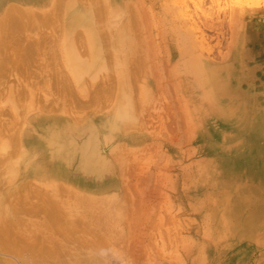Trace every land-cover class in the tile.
<instances>
[{"label":"bare ground","instance_id":"bare-ground-1","mask_svg":"<svg viewBox=\"0 0 264 264\" xmlns=\"http://www.w3.org/2000/svg\"><path fill=\"white\" fill-rule=\"evenodd\" d=\"M102 1L103 0H94L92 19L90 17V12L76 5L73 0H69L65 8L66 13L65 19L63 20V35H60L61 37L59 36V38H61V42H59L61 48L58 50L59 52L61 51V56H64L65 61L69 66L71 65L70 68H72L76 75L70 80H73V82L81 88L84 82L81 81L80 78L83 73H87L89 80L87 83L95 85V87L91 85L89 93H87V100L85 102H80L79 100H75L78 93L76 94L75 90H70L71 87L69 88V85H73V82L71 83V81L69 82V80H66L68 75L67 77L64 76V71L59 67L53 66L54 69L51 67V61H54V57L55 59L57 58L56 55L53 56L55 51L51 50L52 47L41 49L39 43H36L35 46L32 45L34 42L38 41H27L17 36L18 34H14L15 30L12 28L19 25L22 21V18H20L21 16L17 15L16 5H14L18 3L19 0H0V53L4 52L5 54L4 58H0L1 86L7 77L10 79L9 75L14 74H11V72L21 69L20 66L25 65L26 62H30L35 58V55L39 54L38 57H40L41 54L39 52H41L43 54L40 58L43 57L45 59L43 61H47L48 64L44 65V63L42 65L44 68H42L38 74L41 76V73L46 71L45 74L48 75L47 70L49 68L48 72H54V75L51 73L54 77L58 76L57 72L60 73L62 71V76H60L59 79L57 77L55 81H53L52 78L50 80L49 77H52L50 74L49 77L44 75L47 79L49 78L47 84H53L54 82L55 86H57L61 82V85H59L60 87H58L56 91H58L57 93H62L63 97L60 96L62 99L66 102L71 100L73 102V105L71 102L73 107H84L87 105L90 107L93 103L97 105L96 108H103L107 105H112L111 107L113 108L111 111L106 112L102 118L95 121L90 120L85 125L78 126L73 123L70 120L71 118H68L66 114L46 116L37 112V110L34 109L35 107H32L31 110L33 109V111L35 110L37 113H32L30 116L28 115L29 118L24 121V126L21 127L19 131L16 129L13 130L15 132L11 131V133H9V130L12 129L13 125H11V128L9 126V132L5 131V133L4 129L8 127V124L6 125L7 122L5 123L0 119V137L2 134L5 137L8 136V139L6 138L0 147V163L7 165V172L3 171L4 175H1V169L0 175L1 178L6 176L7 182L9 184L11 183V185L8 184L10 187H5L6 190L2 189L1 192L0 189V247L1 250L10 252L9 254L11 256L18 257L21 264L32 262L33 264H92L93 234L96 235L100 233L97 235L98 241L105 240L109 237L120 239L123 236L121 235L122 230L125 227L124 225L128 223H124L123 228L119 226L120 229H116L115 226L117 224L119 225L118 221L124 218V212L127 210H124L126 207L125 205H128V202H130H127L126 199L130 194H123L124 196L126 195L124 199L127 203L125 205L123 204L124 207L117 206L115 203L117 204V192L121 187V175H124V173L128 176L132 175L131 171H128V168L126 169L127 159L129 160L130 158L127 157L124 152L127 149L126 144L131 141L134 136L140 134L136 129L134 131H127L130 126L129 119L132 112H136L135 115L138 112V114H140L139 116L142 115L143 117L147 116V118H153L156 112L155 107L160 105H157L156 102H164L163 100L157 99H160L162 96L163 99L169 96V100L167 98L164 100L170 102L172 99V101L175 102L169 103L165 101L166 103H163L164 107L160 102V106L163 107L161 110L169 116L176 110L178 111V116L180 112L192 116L193 124L199 126L201 136L204 140V147L208 149L210 161L211 159H215L216 156L219 158L221 156L219 153H222L224 149V138L226 134L222 131L223 127L221 128L215 125L216 120H219V118H227L231 121L236 118L241 119L246 117L250 109L248 105H243L241 103V98L244 97L240 98L239 95H237V93H241L242 90L237 87L238 85L236 83L232 86H226L218 81L220 72L229 69L232 63L227 61L224 64L225 67H217L212 65L208 58L205 59L203 55V53H205L204 50L214 36L204 31H211L212 33L214 32L215 37L219 36L220 30H223L222 28H224V26L233 28V22H237L238 19L242 20L244 16L242 13L245 10L258 8L261 7V5L264 6V0H183V2L186 3L184 5H191L194 10H196L197 7H202V14H199L197 11L199 16L196 17L191 14L180 12L178 18H174L171 13L167 11L169 9L168 7L161 6L160 9H152L153 7H151V4H147V6L144 4L145 2L141 0H136L135 3L132 2L133 0H110L109 3ZM152 1L154 3V0ZM50 3L53 4L54 0H47L43 4V7L46 8ZM222 3L228 5L229 8H221L220 5H223ZM105 4L108 5L106 9L103 6ZM121 6L124 8L128 7L127 11L123 13L124 8ZM215 6H217L216 10ZM24 7L23 14L29 15L35 10L34 8H37V5L34 0H25ZM225 9L228 11L230 9L228 15L230 16V20L231 18L232 20L234 19L232 22L233 25L229 19H226L227 13ZM54 11H56V8ZM254 13H256V10ZM105 15L110 17V25L113 22L117 24L120 22L118 26H120L121 29L119 35L111 39L109 52L107 53L108 50L105 52L107 57L108 55L109 57L112 55L110 62H107V64H109V67L107 66V71L111 70L110 72L112 73H104V76H107L105 78H103L104 76L102 77V82L98 81L95 83L92 79L96 76L95 72H97V65L95 64L99 61L100 57V52L96 50L98 44L96 45L95 42L99 41V37L95 33H98V28H100V26L103 27L99 25V22L104 21L101 20V18L103 19V16L105 18ZM44 18L48 19L49 16H45ZM91 20L93 24H91ZM244 21L246 25L250 24V21H248L246 17H244ZM157 22L165 24H161V28H158L159 31L155 32L154 30L156 27L154 26L157 25ZM117 24H113L112 27L117 28L118 26H115ZM76 26L84 29L88 35V41H90L91 47L89 49L90 61L88 62L76 56L77 51H75L74 42L80 40L78 37H76L75 40V36L72 33ZM128 27L130 29H128ZM235 27L236 26H234L233 31L235 29L239 31ZM139 29L143 31L141 32ZM113 30L115 32V29ZM113 30H110L111 33L107 30L110 36H112ZM236 30L234 32L235 34ZM140 32L141 35H139ZM146 32H148L147 36ZM230 32H232V29ZM245 33L249 38H254V33H251V31L248 33L246 30ZM114 35L115 33H113V36ZM236 35H231V38L232 36L235 38ZM56 39L58 40V38ZM217 41L219 40L217 39ZM234 41L231 42V44L234 43ZM224 42L226 41L224 40ZM161 43H164V47H162L163 50L159 48V52L161 53V56H159V54H157V45ZM78 44L80 45V43ZM216 44L208 46L206 50L212 53V51H214V45ZM92 45L95 50L92 49ZM230 46L232 47V45ZM228 49L231 50V48ZM118 50H128V53H126L127 51L125 52L126 54L122 53L123 55L118 53V55H122L120 57L116 55ZM138 52L143 53L138 54ZM163 52L165 53L163 54ZM14 54H17V56H13ZM214 54H216V52ZM120 58L121 61H118ZM142 59L147 63L144 64ZM20 62L21 64L19 66ZM126 63H129V65L127 66ZM55 68L58 70H55ZM247 69L248 74H251L252 68L248 67ZM235 70L240 73L245 70V67L241 65L240 69L235 68ZM17 73L18 72H16V75ZM18 77V80L22 79ZM99 79H101V76L97 80ZM18 80L16 82H18ZM38 81L35 80L32 84L34 85L35 82ZM22 82V80L21 82L19 81V89L16 87V96H12L13 94H11L12 97L10 96L11 98L14 97V100L17 98L20 101L22 94L24 95L28 92L25 87L28 88L29 86L24 87L23 84V87L20 88ZM31 82H26L28 83L26 85H29V83L31 85ZM37 84L39 83H36L34 86H37ZM2 89H4V87L1 88L0 92L4 91ZM72 91L75 95L71 93ZM30 92L31 89L28 93ZM34 93H36V90ZM70 93L73 97H71L72 95ZM67 95H71L70 98ZM1 96L2 94L0 97ZM10 97H8V99H10ZM23 97L25 98L27 96L24 95ZM31 97L32 94L27 98L30 99ZM38 97L39 96L36 94L35 98ZM172 97L177 101L173 100ZM224 97H226L228 102L223 104L220 101H222ZM1 98L0 101L3 99ZM51 99L52 98H50V100ZM144 99H148L149 102L143 105L142 102ZM153 99H156V102L154 100L157 105L155 107L153 103H151ZM33 100L35 101V99ZM34 101L31 100L33 105H38L40 102L39 100V102L37 101L38 103H33ZM47 102L45 105L41 102V104L44 105V107L41 108L43 110H45V108L53 109L54 105L51 103H49L51 106L47 105ZM59 102L62 103V101ZM66 102L62 104H66ZM47 106L52 108H48ZM5 108L7 109V107ZM157 110L159 109L157 108ZM156 114L158 113H155V115ZM155 115L154 118H156ZM164 115L162 114V116ZM168 115H165V117ZM255 115L256 116L251 119L253 122L250 125V129L254 131V137H256L257 134H264V118L259 113H255ZM211 119L212 122L210 121ZM169 120L167 119V121ZM172 120L169 121L170 124L175 121L173 116ZM144 121H147L146 118H144ZM149 122L151 121L146 123L149 124ZM142 124L141 129L143 126ZM163 124L164 122L162 126L165 127ZM132 128L130 127V129ZM166 129L168 130V128ZM4 133L9 134L4 135ZM141 133H143V131H141ZM109 139L110 142L111 139L116 140L117 144L114 145V147L112 146L113 148L110 154H105L102 149L97 146V142L109 141ZM133 143L135 145H137L136 143H138V145L140 144L139 142ZM258 145V143L252 144L248 151L245 150L242 154L238 155V157L231 155L230 157L233 156V165H229L226 171L221 169L214 179V182L219 184L222 190L221 194H219L220 196L215 200L218 208L216 207L217 209L215 211L213 210L211 215L215 219L217 225L223 226L225 232L234 227L233 225L225 224L223 222L225 218L231 214L239 213L243 203L246 205L248 202H251L249 199L250 196L248 197L249 194H246L249 191L241 193L240 190H242V188H240V185L242 184L241 181L249 176V172L252 168L255 169L256 167L261 168L264 166V144L263 147H259ZM209 154H211V156H209ZM0 168H2V166ZM129 168L131 169V167ZM137 170L139 172L141 167L140 170L139 168L136 169V171ZM143 171L145 172V170ZM140 173L142 172L140 171L139 174ZM224 174L230 177H224ZM136 175L137 174H135V176ZM132 176H134V174ZM125 177L126 176L122 178L125 179ZM136 177H139V175ZM32 179L37 183L32 181ZM223 179H225V184ZM125 182L127 186L131 184L127 178L122 184V187H126ZM239 193H241V196L234 198L233 203H231V196ZM121 196L122 194L119 196L118 200ZM10 198L13 200H10ZM131 203L132 202L128 205H131L129 209L133 207ZM130 210H128L127 213H129ZM23 212L32 218L33 216H37L39 219L37 220V218L34 217L33 220L28 217L29 220L20 222L15 215L16 213L20 214ZM247 222H250V220H247ZM21 224L24 225L25 235L18 231ZM112 226L114 228H112ZM63 240H69L74 244V250L71 253L68 254L66 252V244ZM80 246L88 247L89 251L85 254H81L79 250ZM4 255L8 256L7 253H4ZM78 257H82L83 259L78 262L76 260ZM6 264L14 263L11 260H6Z\"/></svg>","mask_w":264,"mask_h":264},{"label":"rangeland","instance_id":"rangeland-1","mask_svg":"<svg viewBox=\"0 0 264 264\" xmlns=\"http://www.w3.org/2000/svg\"><path fill=\"white\" fill-rule=\"evenodd\" d=\"M46 1L47 0H34V2H36L37 8H34L35 10H33V12H31V14L29 15L23 14V10L25 8V0H19V2L15 4L13 3L14 5H16L15 7L17 9V15L21 16L20 18H22V21L19 25L14 27L15 29H12L15 30L14 34H18L17 36L27 41H38L34 42L32 44L33 46H35L36 43H39L41 45V49L52 47L51 50L55 51L53 53V56L56 55L57 58L55 59L54 57V61H51L53 63H51V67L53 68L54 66L61 68L64 71V76L67 77L68 75L67 78L70 77L69 79L66 78V80H69V82L71 81L72 83L73 80L70 79H73L72 77L76 75L74 74L72 68H70L71 65L69 66V64L65 61L64 56H61V51L59 52L58 50L59 48H61L59 44V42H61V38H59V36L63 35V20L65 19L66 13L65 8L69 0H54L53 4L50 3L46 8H44L43 4ZM73 1L76 5L83 8L85 11H89L90 17L92 19L94 0ZM103 1L109 3L110 0ZM141 1H144V4L146 5L151 4V7H153L152 9H160L161 6L168 7L169 9L167 11H169L174 18H178L180 16V12L191 14L196 17L199 16L198 13L202 14V7H197V9L194 10L193 6L184 5L186 3H184L183 0H179L180 3L178 0H154V3L152 0ZM132 2L135 3L136 0H133ZM224 5L225 4L220 5V7L229 8L228 5ZM103 6L105 9L108 7V5L106 4ZM55 8L56 11H54ZM216 8L217 6H215V10ZM127 9L128 7L124 8L123 13L126 12ZM250 9L251 10H245L242 13L244 15L243 19H238V23L236 21L233 22L234 19L232 20V18L230 20V16L228 15L230 9L229 11L225 9L227 13L226 19H229L231 24L233 22L234 26H236L235 28H237L239 31L235 29L237 34L236 35L234 33L235 30L233 31L234 26H232L233 28L224 26V28L226 27V30L222 28L223 30H220L219 36H217L219 38H217L215 37L214 32L212 33L211 31L208 32L207 30H205V33H210L214 36L213 39H211L212 41H209L206 49H208V46L216 43L217 44L214 45L215 47L213 48L214 51H212V53H209V50L206 49L204 50L206 54L203 53L205 59L208 58L209 62H211L214 66L225 67L224 64L227 61L232 63L229 69L220 72L218 81L221 82L222 85L226 86H232L236 83L238 85L237 87L242 90L241 93H237V95H239L240 98L244 97L241 98V103L243 105H248L250 108L249 112H247L246 114V117L241 119L236 118L237 120L232 119V121L227 118H219V120H216L215 125L221 128L223 127L222 131L226 134L224 138V149L222 153H219V155H221L219 158H217L218 156H216L215 159H211L209 161L210 158L208 157V149L204 147V140L201 136L199 126L193 124L194 122L192 121V116L190 114L185 115L182 112H180L178 116V111L176 110L177 112L175 111L174 113H171L170 117L168 114L163 112V110H161L164 107L163 103L165 104L166 102H169V96L164 97V99L167 98L168 100H164L163 96L160 97V99H157L164 101H160L163 107L160 106V102H156V99H153L151 101L154 107L160 104V108L159 106L155 107V113L158 114L155 115L154 113L156 118H154L153 115V122L152 117L151 119L150 117L147 118V116H139L140 114H138V112L136 115V112H132L131 115L129 114L130 126L128 125L129 129H127V131H134L136 129L138 133L140 132V134L134 136L133 139H131V141L127 142L126 144L127 149L124 152L126 153L127 157H130L129 160L127 159L126 169L128 168L127 170L131 171L132 175L134 174L135 176V174H137L139 175V177H136V175L133 179L134 176L132 175L128 176L125 173L124 175H121L122 177L126 176L125 179L128 178L129 182L131 180L132 181L128 186L126 181V187L124 186L125 184L123 185L124 187H122L125 179L120 177L121 187L120 190H118L117 194L118 198L121 194L122 196L119 200L117 198V204L115 203V205L123 206V204H127L126 201H130L132 202L131 204L133 205V207L130 208L131 210L129 209V207H131V205L128 206L130 202H128V205H125L126 207L128 206L124 209H127L124 212L123 216L125 219L123 218L119 220V225L117 224L115 226L116 229H120L119 226H121L122 228L125 226L123 230L121 228V235L123 236L120 239H113L109 237L105 240L98 241L97 235L100 233L92 235V264H264V166L261 168L256 167L255 169L252 168L249 172V176L241 181L242 184L240 185V188H242V190L240 191L241 193L249 191L246 194H249L248 197L250 196L249 199L251 202H248L246 205L245 203H243L239 213L231 214L225 218V220L223 221L225 224L234 226L233 228H230L226 231L228 233L225 232L223 226H219L215 223L216 221L211 215L212 211H215L218 208L215 200L220 196L219 194H221L222 190L220 185L214 182V179L217 177L220 170L223 169L224 171H226L229 168L228 166L233 165L234 163L232 157L234 155L235 157H238V155L242 154V152H244L245 150L248 151L252 144L258 143L259 147H263L264 144V134H262L263 136L257 134V136L254 137V131L253 129H250V125L253 122L251 119L256 116L255 113H259L264 118V6L261 5V7ZM255 10L256 13H254ZM45 16H49V18L45 19ZM107 16L105 15V18L104 16L103 19L101 18V20L104 21L99 22V25H102L103 27L100 26V28H98V33H95L99 37V41H95L96 45L98 44L96 50L100 52L99 61L95 64L97 65V72H95L96 76L94 79H92L95 83L98 81L102 82V77L105 74L112 73L110 72L111 70L107 71L109 67V64H107V62H110L112 55H110V57L108 55V59L105 52L107 50V53L109 52L111 39H113V37L116 38L119 35L121 29L120 26H118L120 22L118 24L113 22L110 25V17ZM244 17H246L248 21H250V24L246 25ZM91 24H93L92 20ZM113 24H117L115 26L118 27H112ZM161 24L165 23L157 22V25L154 26L156 27V29L154 30L155 32L159 31L162 26ZM111 28L115 29V32ZM106 29L109 32L110 30H113L111 34L112 36L109 35L111 32L109 33ZM128 29L130 28L128 27ZM231 29L232 32H230ZM246 30L248 31V33L250 31L251 33H254L253 39L246 36ZM140 31L142 32L143 30L141 29ZM141 32L139 35H141ZM72 33L75 36V40L76 37L80 39H77L78 41L75 42L73 41L75 43V51H77L76 56L83 61H90L89 49L91 47L90 41H88L87 33L79 26H76L73 29ZM113 33H115L114 36ZM147 34L148 32H146V36ZM231 35L236 36L235 38L234 36H232L231 38ZM56 38H58V40ZM217 39L219 41H217ZM223 39L226 42H224ZM220 41L222 44H219ZM230 41H234V43L231 44ZM78 43H80V45ZM230 45H232V47ZM157 47V54L161 56L159 48L163 50L162 47H164V43H161L160 45L158 44ZM228 48H231V50ZM92 49L95 50V48H93V45ZM219 51L221 52V54ZM125 52L128 53V50H118L116 52V55L120 56V54H124ZM215 52L216 54H214ZM1 53L0 58H4V52L2 53V55ZM39 53L42 56L43 53ZM118 53L120 54L118 55ZM140 53L138 52V54ZM164 53L165 52H163V54ZM38 55H35V58L33 57L34 59H32L30 62H26L25 65L20 66V62L19 66L21 67V69H17V71L14 70V72H11V74H14L9 75L10 79L9 77H7L8 79H5L2 86L0 85L1 88L4 87V89H2L4 91H1L2 93L0 92V95L2 94L1 97L3 98L2 99L0 97L2 99V101H0V119H2L5 123L7 122L6 125L8 124V127L6 126L7 128L4 129V132L8 131L12 127L11 125H13V127L9 130L10 132L8 131L9 133L16 129L19 131V129L24 126V121H26V119H28L32 113L34 114L40 112L46 116L66 114L68 118H71L70 120L73 123L78 126H82L90 120L95 121L102 118L106 112L113 109L111 107L112 105H107L103 108H96L97 105L93 103L90 107H88V105L84 107L80 106L81 108L79 106L73 107V102L70 99L69 102H66L61 98L63 97L62 93L60 91V93H57L58 91H56V89L60 87L59 85H61V82L57 86H55L54 82L53 84L48 83L52 85L47 84L49 78L50 80L52 78L53 81H55L57 77L59 79V77L62 76V71L60 70V73L56 71L58 73V76L53 77L54 72H51L53 74L51 75V73L48 72V68V75L45 74V71L41 73V76H43L41 77L38 73H40L42 68H44L42 65L44 63V65H47L48 63L47 61L44 62L43 60L45 59L43 57L40 58L41 56L38 57ZM13 56L16 57L17 54H14ZM118 61H121V58ZM142 62H144L143 59ZM146 63L147 62H144V64ZM126 65L128 66L129 63H126ZM241 65L242 67H245V70L240 73L236 72L235 68L240 69ZM248 67L252 68L251 74H248ZM55 70L58 69L55 68ZM16 72H18L17 75ZM49 74L52 77H49ZM44 75L48 76L49 78L47 79ZM100 76L101 79L97 80L98 78H100ZM106 76H104L103 78H105ZM17 77L22 78L21 80L23 82L25 81L24 83H21L20 88H22L24 84V87L29 86L28 88L25 87L28 92L31 89L30 93L26 91L29 96L27 95V93L24 94L27 97H30V94H32V97L30 99L27 97H25V99L23 97V94L22 98H20V101L16 97L15 98L18 101L16 99L14 100V97L11 98L12 96H16L15 93L17 92V88L19 89L18 84L19 81L21 82V80H18ZM38 79L40 82L38 81ZM17 80L18 82H16ZM32 80L38 81L35 82L34 85H36V83H39L37 84V86H41H34L32 84ZM80 80L84 82V88H80L79 86H77V84H75V82H73V85L70 84L69 88L71 87L70 90L73 89L75 90L76 94L78 93V96H76L78 99L74 97L75 100L85 102L87 100V93H89L91 85L92 87H95V85L92 83L91 85L87 83L89 81L87 73H83ZM26 82H31V85L30 83L29 85H26L28 84ZM79 89L84 90L82 91ZM35 90L36 93H34ZM71 93H73V91ZM11 94L13 95L11 96ZM36 94L37 96H39L38 98H35ZM73 94L75 95V93ZM71 95L67 96L70 98ZM8 97H10L13 102L12 100L8 99ZM59 97L61 100L59 99ZM71 97H73V95ZM50 98L52 99L50 100ZM224 98L222 99V101H220L223 104L228 102L226 97ZM33 99H35V101ZM31 100L34 101L33 103H36L37 101L39 102V100L40 102H37L38 105L35 104L37 105L35 106L31 103ZM154 100L157 105L155 104ZM173 100L176 99L173 98ZM44 101L48 103L47 105H54V108H45V110H43L42 108L46 103ZM59 101H62V103L66 102V104L69 103L70 105H66L65 103L62 104ZM171 101L172 99L169 103L175 102ZM41 102L44 105L41 104ZM55 102H59L60 104ZM148 102V99H144L142 103L144 105ZM5 107H7V109ZM32 107H35L34 109L37 110V112L35 110L33 111V109L31 110ZM157 108L160 110V113ZM161 113L163 115L164 113L165 115H168L166 116L167 118L165 117V115L162 116ZM172 116L174 117L175 121L171 122L170 124L169 121L172 120ZM144 118H146V122H151H149V124L146 123L144 121ZM167 119L170 120L167 121ZM210 121L212 122V119ZM163 122V125L165 127L162 126ZM141 124L143 125L142 129ZM130 127L135 128L130 129ZM166 128H168V130ZM140 129L141 131H143V133H141ZM169 130H172L173 133ZM5 133L4 135L9 134ZM7 137L3 136V134L1 135L0 147L2 145V142ZM111 142L110 139L109 141H99L97 142V146L101 148L105 154H110L114 145L117 144L116 140L111 139ZM133 142H139L140 144L138 145V143H136L137 145H135ZM231 155L233 156L230 157ZM209 156H211V154H209ZM3 165V163H0V167L2 166V168H0V171L2 169L1 175H4L3 171L7 170V165H4V168ZM129 167H131V169ZM138 168L142 173L139 174L140 171H136V169ZM133 170L136 173H134ZM143 170H145V172ZM224 177L229 178L230 176H226V174H224ZM0 180V189L2 192V189L6 190L5 187L8 188L11 183L9 184L7 182L8 180L6 179V176L4 178L2 177ZM32 181L35 180L32 179ZM223 182L224 184L226 183L225 179H223ZM241 193L233 195L234 197L231 196V203H233L234 198L240 197ZM123 194H130L129 197H127L128 200L126 199L125 201L124 197H126V195L124 196ZM10 200L13 199L10 198ZM128 210H130L129 213H127ZM17 214L19 213H16L15 216H17L16 218L18 221L25 222L26 220H29L28 217L30 216L25 214L24 212L20 213L19 215ZM34 217L37 218V216H33V218H30L34 220ZM38 219L39 218H37V220ZM247 220H250V222H247ZM124 223L128 224L124 225ZM112 228L114 227L112 226ZM18 231L24 235L26 234L23 224H21V227L20 229H18ZM63 241L66 244V252L68 254L71 253L74 250V244L69 240ZM79 250L81 254H85L89 251V248L86 246H80ZM4 253H7L8 256L4 255ZM9 253L10 252L8 251L6 252L4 250H1L0 247V264H6V260H11L14 264H21L18 257L11 256ZM100 257L103 259H101ZM81 259L83 258H76L78 262ZM28 264H33V262Z\"/></svg>","mask_w":264,"mask_h":264}]
</instances>
